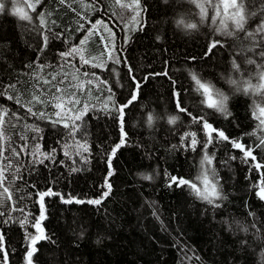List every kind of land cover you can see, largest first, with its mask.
Wrapping results in <instances>:
<instances>
[{
  "label": "trees",
  "instance_id": "obj_1",
  "mask_svg": "<svg viewBox=\"0 0 264 264\" xmlns=\"http://www.w3.org/2000/svg\"><path fill=\"white\" fill-rule=\"evenodd\" d=\"M223 1L139 0L136 7L134 0H4L0 89L16 88L0 95L6 121L0 168L11 192V199L0 198V264H29V251L31 264H264V200L256 194L264 167H255L264 165V147H257L264 125L253 115L264 107L258 67L264 47L244 32L224 34L236 17L224 18ZM241 3L245 29L254 30L264 21V0L235 1ZM198 4L205 6L203 19ZM25 13L31 21L20 19ZM213 40L223 43L212 48ZM74 47L90 62L79 54L62 55ZM248 58L256 63L249 65ZM56 74L82 85L67 89L78 103L62 111L35 104L33 112L44 116H33L22 105L37 86L34 77ZM193 75L209 88L208 102L218 103L217 93L228 97L230 115L207 106ZM133 94L137 99L124 109L122 132L116 108ZM172 116L174 124L168 123ZM193 117H203L230 140L213 132L205 148L208 130ZM189 133L195 134L194 147ZM230 141L252 148L256 159ZM205 154L213 157L211 165H202ZM171 177L194 183L199 193ZM49 190L59 195L44 197L41 217L37 193ZM40 233L34 245L30 237Z\"/></svg>",
  "mask_w": 264,
  "mask_h": 264
},
{
  "label": "snow or ice",
  "instance_id": "obj_2",
  "mask_svg": "<svg viewBox=\"0 0 264 264\" xmlns=\"http://www.w3.org/2000/svg\"><path fill=\"white\" fill-rule=\"evenodd\" d=\"M40 2V0H36V3L38 4ZM61 3H66L67 0H60ZM211 2V0H210ZM117 4H120V0H116ZM135 6L139 7V0H134ZM122 7H131V5H121ZM234 9V16L236 17L233 20V24H234V28L232 30H229L227 32H225L224 34L227 36H232L235 33H239V32H244L245 33V38L246 39H250L251 41H253L255 44L257 45H261L262 47H264V21H262L259 25L256 26V28L254 30L252 29H245V19L246 17L244 15H241V9H243L244 5L243 3L236 5L235 4V0H233V4L231 5ZM30 7L33 8V10L35 9V5H30ZM197 7L200 8V15H201V19L204 18V13H205V6L204 5H200L198 4ZM213 7L216 9L217 14H219V5L213 4ZM225 7H228V5H225ZM6 8V5L4 3V0H0V12L4 11ZM14 13L16 11L15 7L13 9ZM75 11V10H74ZM37 15L39 16L40 13H37ZM138 15V13H137ZM20 19L22 20H28L31 21L32 17L28 14H23L20 16ZM132 19H135V17H133ZM212 21L215 22L216 21V16L212 17ZM41 22L43 24V18L41 17ZM97 24L103 23L102 21H97ZM178 25H183L185 28L188 29H196L197 28V24L195 23H185L184 20H179ZM221 25L224 26V21L221 20L220 21ZM93 27H95V25H93ZM81 28H83V25H81ZM221 31L223 30V27L220 29ZM89 35H91L92 33L89 32ZM103 39V37H101ZM239 38V37H237ZM47 39L48 37L45 36L44 37V42L45 45L47 43ZM87 37L85 38V40H81L80 44L84 45L85 41H86ZM223 41L220 40H213L211 43V47L215 48L218 44H222ZM107 47V46H106ZM83 49L79 48V47H74L71 52L69 53H63L62 55L67 57L69 55H73V54H79L80 55V60L83 61V63L87 64L89 63V59L86 58L83 55ZM259 56L264 58V50H261L259 52ZM92 59H96V58H92ZM247 63L249 65L255 64L256 61L252 58H248L247 59ZM93 67H96L98 65L93 64ZM239 64L236 61H233V68L239 70ZM258 67L261 69L260 72V78L264 79V64H260L258 65ZM41 71L43 70V65L40 66ZM129 71H131V69H129ZM59 74L56 75H51L50 78H39V77H34V79L37 80V86L34 87V91L33 94L31 96V99L28 100L27 104L22 105V107L26 108L27 112L31 113L33 116L39 115L40 117L44 116V112L40 111V112H33L32 110V106H34L35 104H51L53 107L60 109L61 111L64 109L65 105L67 103H78V101L75 99V94L74 93H70L67 91V89L69 87H78V86H82V85H73L71 81H68L67 83L66 81V76H62L60 79H57V76ZM84 75H88V73H84ZM193 80L196 81V84L198 85L197 91H199L200 89H203V92L201 93L202 95L206 96V102H207V106L208 107H212V108H216L218 111L222 112L223 114H225V116L227 117L228 115H230V113L227 110V106H226V101L228 99L227 96L223 95L222 93H217V97H218V103L216 102H208V97H207V93L209 92V88L200 82V80H198L196 78L195 75H193ZM74 80L78 79V77L74 76L73 77ZM90 83V81H89ZM232 83H236V81H232ZM43 86H50V87H43ZM257 87H260L259 85ZM16 85L15 84H9L7 85V88L4 89H0V95H2L4 92L7 91V89H15ZM51 89H55V92H51ZM139 89V84L137 83L136 85V90ZM239 90V89H238ZM245 92L248 91V88H244L243 89ZM49 92H51V95H47ZM8 99H13L12 96H8ZM111 99V98H109ZM137 99V96L135 94H133L131 96V98L127 101V103L120 105L119 107L116 108V111L119 113L118 116V120L121 124V131L123 132V123H124V109L128 107L129 104H131L133 101H135ZM17 103H19V99L16 100ZM178 108L180 111L182 112H187L188 110L182 107V101H178L177 104ZM4 115H7V113H4ZM56 115L59 117L60 116V111L56 112ZM189 115H191L189 113ZM253 115L259 120L260 125H264V119H261V117H264V107H261L259 109V115H257L255 112L253 113ZM80 117H77V119H79ZM177 120V117L172 116L169 117L168 119V123L170 124H174ZM153 121V116L149 115L148 116V122L151 123ZM193 121L197 122V123H202L203 128L208 130V140L205 141L204 143V147L206 148L207 145L209 143L212 142L213 137H212V133L215 132L217 137L219 139L222 140H230L229 137H227L223 131H220L218 129H214L212 127L211 124H209L206 120H204L203 117H193ZM54 122H58V121H54ZM6 123V121L3 118V115H0V140L4 139L5 137V129H4V124ZM67 126V125H65ZM35 130V129H34ZM73 131H75V125H73ZM186 136H191L192 140H191V145L194 147L197 143L196 139H195V134L194 133H189L186 134ZM260 143L257 145V147H264V137H260ZM123 138L121 139V144H123ZM234 147L239 148L243 153L244 156L247 158H251L252 160H255L256 157L253 155V149L250 147H247L241 143H239L238 141H230ZM78 147L82 148L83 151H88V148L85 144H79ZM120 147V144L116 145L115 148H113L112 150V155H115V151L117 148ZM67 154V153H66ZM16 155H19V152L16 153ZM45 158H48L47 156ZM232 159H235V157H232ZM213 161V157L205 154V156L203 157V161H202V165L203 164H208L211 165ZM256 168H261L264 167V165L257 163L255 165ZM210 170L206 169L202 179L203 182L207 185L208 184V172ZM111 173H109L110 175ZM213 175H215L214 172H212ZM6 177L4 175V169L0 168V188H2V192H0V198H6V199H11V192L9 190V188L7 186H5L4 181H5ZM171 181L173 183H176L177 186H181L184 184H189L190 187H192L194 190H196L198 193L200 191V189L197 188V186L194 183H191L189 181L184 180L183 178H179V177H171ZM109 190L111 189V185H108ZM212 191L214 196L219 199L220 198V194L216 192V187L215 184L212 185ZM259 198L261 200H264V184H262L259 187V191L256 193ZM37 195L40 198L41 201V217H43V199L45 196H49V195H59V193H53L51 190L47 191V192H38ZM104 195H107V193H105ZM205 199H208V202L210 204L214 203L213 199H209L207 196L204 197ZM61 199H63V197H61ZM66 203H71L72 200L68 199L65 201ZM77 203H81L83 201H76ZM88 203H93V204H99L100 200H89ZM217 207H219V205H215ZM3 213H0V215H2ZM36 227H38V224L35 225ZM40 237H35L32 236L30 237V239L32 240V243L34 244L35 241L37 239H39ZM3 241V236L0 235V242ZM0 251H3L2 248H0ZM34 251V249H33ZM32 256V251L28 252V257H29V264H31L30 262V257ZM5 258H6V253H5Z\"/></svg>",
  "mask_w": 264,
  "mask_h": 264
},
{
  "label": "rangeland",
  "instance_id": "obj_3",
  "mask_svg": "<svg viewBox=\"0 0 264 264\" xmlns=\"http://www.w3.org/2000/svg\"><path fill=\"white\" fill-rule=\"evenodd\" d=\"M232 4H233V0H224L222 3V7H223L222 11L226 12V15L224 16L225 19L235 18L234 16L235 9L231 6ZM225 5H228V7H225Z\"/></svg>",
  "mask_w": 264,
  "mask_h": 264
},
{
  "label": "water",
  "instance_id": "obj_4",
  "mask_svg": "<svg viewBox=\"0 0 264 264\" xmlns=\"http://www.w3.org/2000/svg\"><path fill=\"white\" fill-rule=\"evenodd\" d=\"M106 187H107V185H106ZM109 190H107V192H108ZM42 235V233H40V235H39V237ZM39 242V239H37L36 241H35V243H34V245L35 244H37Z\"/></svg>",
  "mask_w": 264,
  "mask_h": 264
}]
</instances>
